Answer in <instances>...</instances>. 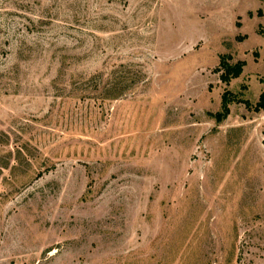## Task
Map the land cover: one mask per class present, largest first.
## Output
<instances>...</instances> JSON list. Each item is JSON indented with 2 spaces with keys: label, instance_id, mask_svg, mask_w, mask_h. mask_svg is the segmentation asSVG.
Returning <instances> with one entry per match:
<instances>
[{
  "label": "rangeland",
  "instance_id": "obj_1",
  "mask_svg": "<svg viewBox=\"0 0 264 264\" xmlns=\"http://www.w3.org/2000/svg\"><path fill=\"white\" fill-rule=\"evenodd\" d=\"M263 91L264 0H0V264H264Z\"/></svg>",
  "mask_w": 264,
  "mask_h": 264
},
{
  "label": "trees",
  "instance_id": "obj_2",
  "mask_svg": "<svg viewBox=\"0 0 264 264\" xmlns=\"http://www.w3.org/2000/svg\"><path fill=\"white\" fill-rule=\"evenodd\" d=\"M238 25V24H237ZM220 67H222V72L220 73L219 77L222 82H228L231 78H236L242 72L243 62L237 61L235 64L230 65L223 58L219 63ZM228 91H225L222 94V102H223V112H218L216 114L217 120H221V118L227 113L226 104L228 102L227 96ZM255 111L264 110V91L258 97L256 104L254 105Z\"/></svg>",
  "mask_w": 264,
  "mask_h": 264
}]
</instances>
